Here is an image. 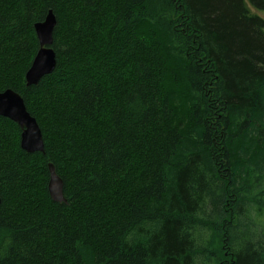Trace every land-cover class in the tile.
<instances>
[{"label": "trees", "instance_id": "trees-1", "mask_svg": "<svg viewBox=\"0 0 264 264\" xmlns=\"http://www.w3.org/2000/svg\"><path fill=\"white\" fill-rule=\"evenodd\" d=\"M264 0H0V264H264ZM54 70L27 86L34 23ZM66 202L48 193L47 164Z\"/></svg>", "mask_w": 264, "mask_h": 264}, {"label": "water", "instance_id": "water-1", "mask_svg": "<svg viewBox=\"0 0 264 264\" xmlns=\"http://www.w3.org/2000/svg\"><path fill=\"white\" fill-rule=\"evenodd\" d=\"M56 16L50 10L44 21L34 25L38 39V50L30 68L25 73L26 85H36L45 75L50 74L56 65V54L52 48L53 30ZM0 116L15 122L20 130V147L26 152H40L44 154V141L41 129L36 119L28 112L21 94L6 89L0 92ZM49 179L48 193L55 202H66L63 195V181L56 174L52 163L48 164Z\"/></svg>", "mask_w": 264, "mask_h": 264}, {"label": "bare ground", "instance_id": "bare-ground-1", "mask_svg": "<svg viewBox=\"0 0 264 264\" xmlns=\"http://www.w3.org/2000/svg\"><path fill=\"white\" fill-rule=\"evenodd\" d=\"M50 10H51V9H50ZM50 10H48V12H49ZM48 12H47V13H48ZM52 12H53V11H52ZM47 13H46V15H47ZM46 15H45V16H46ZM54 15H55V14H54ZM44 19H45V17H44ZM44 19H43L42 21H44ZM42 21H39V22H42ZM39 22H36V23H39ZM36 23H34V25H35ZM33 27H34V26H33ZM34 31H35V29H34ZM53 31H54V30H53ZM35 34H36V33H35ZM36 38H37V36H36ZM37 41H38V39H37ZM52 46H53V43H52ZM52 48H53V47H52ZM37 50H38V49H37ZM53 50H54V49H53ZM36 52H37V51H36ZM54 52H55V51H54ZM35 54H36V53H35ZM34 56H35V55H34ZM32 61H33V60H32ZM31 63H32V62H31ZM30 65H31V64H30ZM29 68H30V66H29ZM29 68H28V69H29ZM28 69H27V70H28ZM25 73H26V72H25ZM24 78H25V75H24ZM25 83H26V81H25ZM1 92H2V91H1ZM22 98H23V97H22ZM5 118H6V117H5ZM11 121H12V120H11ZM41 133H42V132H41ZM49 163H51V162H49ZM49 163H48V164H49ZM48 164H47V168H48ZM53 166H54V165H53ZM55 172H56V171H55ZM48 173H49V171H48ZM56 174H57V173H56ZM48 179H49V178H48ZM47 184H48V183H47ZM47 190H48V188H47ZM64 198H65V197H64ZM54 202H55V201H54Z\"/></svg>", "mask_w": 264, "mask_h": 264}, {"label": "rangeland", "instance_id": "rangeland-1", "mask_svg": "<svg viewBox=\"0 0 264 264\" xmlns=\"http://www.w3.org/2000/svg\"><path fill=\"white\" fill-rule=\"evenodd\" d=\"M250 9H251L252 12L257 13L260 16L264 17V11L259 12V11H256V9H254V8H250Z\"/></svg>", "mask_w": 264, "mask_h": 264}]
</instances>
